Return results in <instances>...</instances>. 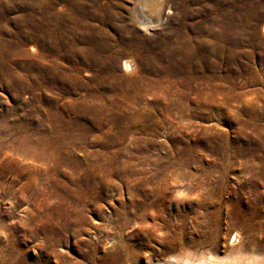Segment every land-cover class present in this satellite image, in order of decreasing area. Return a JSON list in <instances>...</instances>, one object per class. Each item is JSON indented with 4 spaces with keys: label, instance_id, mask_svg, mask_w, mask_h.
Listing matches in <instances>:
<instances>
[{
    "label": "rangeland",
    "instance_id": "1",
    "mask_svg": "<svg viewBox=\"0 0 264 264\" xmlns=\"http://www.w3.org/2000/svg\"><path fill=\"white\" fill-rule=\"evenodd\" d=\"M133 1L89 0L111 6L117 24L157 40L170 33L173 41L185 35L208 43L206 28L201 37L198 27L216 19L212 28L220 33L223 55H209L213 63L208 65L189 59L186 66L178 60L183 58H174L170 76L150 73L144 80L155 79L153 84L110 91L93 83L78 90L33 88L36 72L10 63L28 78L21 91L0 85V264H166L163 259L193 250L200 241L219 256L231 255L238 241L264 256V184L253 178L264 172L259 168L264 148L246 165L248 156L236 153L233 143L235 120H254L249 107L258 115L264 141V82L249 81L255 72L263 76L264 64L242 41L228 58L232 43L225 41L231 28L246 24L248 32L255 28L264 34V0H163L160 21L151 20L147 30ZM22 14L11 10L5 27L24 29L18 25ZM105 30L112 33L108 26ZM12 39L16 48L17 38ZM23 48L27 60L41 53L32 41ZM123 58L118 56V73L124 72ZM57 61L68 68L63 59ZM188 66L197 70L196 78ZM90 73L83 68L79 75L87 79ZM95 94L100 97L85 102ZM91 105L104 110H90ZM63 126L70 131L65 144L58 143L63 160L57 173L51 172L53 161L35 142L45 137L50 143ZM189 173L195 175L191 180ZM238 209L243 224L234 216Z\"/></svg>",
    "mask_w": 264,
    "mask_h": 264
},
{
    "label": "bare ground",
    "instance_id": "2",
    "mask_svg": "<svg viewBox=\"0 0 264 264\" xmlns=\"http://www.w3.org/2000/svg\"><path fill=\"white\" fill-rule=\"evenodd\" d=\"M115 1L117 2V0ZM133 2L136 9L134 12H137V16L141 17L139 21L144 29L147 30L151 20L155 22L160 21L165 5L163 0H135ZM107 3L109 4V2ZM57 4H61L64 7L63 12L59 11L60 9L57 10ZM95 4L94 2H89V0H0V85L8 88L13 87L17 91L25 88L26 78H28L27 74H20V72L18 73L12 70V64L22 71L36 72V74L32 75L33 82L30 84L33 88H37L38 86H45L48 89L54 87L59 89L73 87L78 90L87 86L88 83H93L98 87L102 86L110 91L115 87L116 89L125 88L126 85H146L151 84L152 81H156L155 79H151V82L148 79L144 80V77L146 75L149 76L150 73L156 76H170L173 68L170 62L174 58H183L178 59L182 62H189V59H192L195 63L202 62L204 65L206 63L208 65L213 63L209 57L213 56L219 59L223 47H225L222 45L223 42L219 37L220 33H218V29L217 32H213L215 24H218L216 19H212L214 23L212 25L210 23V25H201L198 27L197 36L202 35L203 27L206 28L204 29L211 37V39L207 40L208 43H203L201 39L195 43L194 40L192 41V39L185 35L173 41L170 33H165L161 36V40H157L156 38L152 39L151 37L137 33L135 28L130 25L125 23L117 24L114 21L117 19L113 17L111 6L106 5L100 7L98 6L99 3L98 5ZM14 8H18L20 12H23L18 18L20 20L18 25H23L24 29L18 28L16 31H12L5 27V22L8 19L7 14ZM183 14H185V10ZM131 17L133 21L134 16ZM107 26L112 29V33L105 30ZM212 26L214 27L212 28ZM247 30V24L241 25V27L235 26L234 29L231 28L229 30V36L225 39V41L229 40L232 43L228 47V58H230V54L233 58V55L238 51V44L242 41L244 44H248L252 51H256L259 54L257 62L260 65L262 63L264 64V34L258 31V29L255 30V28L252 30L253 32H248ZM232 31H234V35L231 34ZM262 31H264V27H262ZM243 32L245 35H248L245 38H237L239 36L237 34L240 33L243 35ZM225 35H227L226 32ZM12 37L17 38L15 43L18 46L16 48L13 46L14 42ZM29 41L34 42L39 47V50H41V53L39 55L36 53L37 56L34 57L31 55L33 58H28L27 60L25 57L29 53L27 54L28 51L23 46L25 42ZM30 47L31 49H36L34 45ZM201 47H205L206 52L203 50L201 55H195L196 50L201 49ZM240 51L244 53V50ZM121 54L124 56L121 63L124 72L118 73L117 59ZM15 55H22L25 60L20 63L19 61L16 62L13 58ZM58 59L66 61L69 64L68 68L63 69L64 67L60 65V62L57 61ZM211 67L215 69L214 65ZM83 68L91 70L90 77L87 79H83L79 75L80 70ZM186 70L191 73V76L195 75V78L197 77L196 69H191L188 66ZM262 75L255 72L249 81L264 82V66ZM157 81L161 82L163 80L158 79ZM163 83L165 82L163 81ZM179 95L185 97L186 93L179 92ZM92 96L99 98L100 94L89 95L87 98L90 99L84 98V100L86 99L90 103ZM93 106L91 105L90 110H97L96 112L104 110L101 107ZM248 109L254 120L251 118L250 120L239 122L236 119L235 124L237 129L235 137L237 139L233 140L236 153L248 156L246 165L250 164L256 149L260 150L264 148V141L259 137L262 126L255 120V118H258V115L254 111V108L249 107ZM50 117L52 118V115ZM68 131V128L63 126L59 131L60 136L53 137L50 143L45 141V137H40L41 139L35 142L36 148H41L39 149L40 152H38L50 161H53L54 167L51 169V172L57 173L56 167L63 160L60 152L57 151L58 143H64L66 141L65 135ZM84 132L87 133V130H82L80 133L83 134ZM226 146L229 147V144ZM193 149V147H189L188 149L190 151V158L187 160L188 164H192L194 161L192 155ZM259 166V168L262 167L264 169V159H262ZM255 172L258 173L257 169ZM263 173L262 171L260 175H254L253 178L258 177V179H262L261 182L264 184ZM56 175L53 176V180H55ZM194 177L195 175L191 173L187 176L188 180ZM204 182L207 184L208 181L205 180ZM188 189L190 191L194 190L193 187H188ZM209 194L210 192L206 191V196ZM242 213L243 211L239 209L235 210L234 216L240 220ZM240 222L243 224L241 220ZM203 244L204 242L200 241L196 244L195 249L181 250L163 259V262L166 264H264V256H255L246 251V249H243V243L241 241L236 243L234 252L229 256H219L216 252L204 249Z\"/></svg>",
    "mask_w": 264,
    "mask_h": 264
}]
</instances>
